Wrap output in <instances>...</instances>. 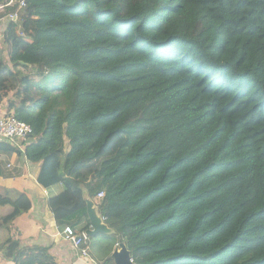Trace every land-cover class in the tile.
<instances>
[{
  "label": "trees",
  "instance_id": "16d2710c",
  "mask_svg": "<svg viewBox=\"0 0 264 264\" xmlns=\"http://www.w3.org/2000/svg\"><path fill=\"white\" fill-rule=\"evenodd\" d=\"M0 32V115L32 128L0 151L63 187L59 225L87 192L135 264H264V0H27Z\"/></svg>",
  "mask_w": 264,
  "mask_h": 264
},
{
  "label": "crops",
  "instance_id": "0c3cea01",
  "mask_svg": "<svg viewBox=\"0 0 264 264\" xmlns=\"http://www.w3.org/2000/svg\"><path fill=\"white\" fill-rule=\"evenodd\" d=\"M20 150L24 151L23 144ZM39 172L40 166L30 163L25 156L0 151V225L4 227L0 264H15L5 257L1 248V243L9 237L17 238L24 248L48 249L56 264H104L115 246L107 241L100 244L102 254L99 247L93 250L89 240V257L74 248L64 237L65 226L57 223L52 211L51 202L62 194L63 187L44 188L38 183ZM109 246L110 252L105 256Z\"/></svg>",
  "mask_w": 264,
  "mask_h": 264
},
{
  "label": "built area",
  "instance_id": "2783aa9c",
  "mask_svg": "<svg viewBox=\"0 0 264 264\" xmlns=\"http://www.w3.org/2000/svg\"><path fill=\"white\" fill-rule=\"evenodd\" d=\"M16 5L19 6V8L25 9L27 7V0H5V3L0 5V10ZM10 17L14 20H18L19 15L18 13H14ZM30 134H32V128L28 124L19 121L13 115H0L1 143L20 148L22 142L26 141L27 136ZM103 197L104 193L98 195L99 199ZM63 233L65 239L69 241L74 248L80 250L84 257H89V249L87 247L89 237L86 233L79 234L70 226H66Z\"/></svg>",
  "mask_w": 264,
  "mask_h": 264
},
{
  "label": "water",
  "instance_id": "95a60500",
  "mask_svg": "<svg viewBox=\"0 0 264 264\" xmlns=\"http://www.w3.org/2000/svg\"><path fill=\"white\" fill-rule=\"evenodd\" d=\"M83 199L87 205V215L90 221V228L86 231V235L89 238L113 235V229L104 222L103 217L99 213L98 207L89 197L87 192L84 193ZM111 257L114 260V264H135L132 258V253L128 250V247L123 240L118 241Z\"/></svg>",
  "mask_w": 264,
  "mask_h": 264
},
{
  "label": "rangeland",
  "instance_id": "374dc122",
  "mask_svg": "<svg viewBox=\"0 0 264 264\" xmlns=\"http://www.w3.org/2000/svg\"><path fill=\"white\" fill-rule=\"evenodd\" d=\"M2 43H3V42H2V38H1V32H0V46H1V47L3 46ZM0 113H2V112H0ZM22 144H23V142H22ZM23 146H24V144H23ZM21 147H22V146H20V148H21ZM99 237H101V238H99ZM89 240H90V243H91V247H92V245H93V250L95 251V249H94L95 246H96V247H99V248H100V251L102 252V254H103V250L101 249V246L104 245L105 241H107V242H111V243H112V240H109V239H107V238L104 237V236H97V237H94V238H90ZM100 244H101V246H99ZM109 245H110V244H109ZM110 249H111V248H110V246H109V248H108L107 251L105 252V256L109 254Z\"/></svg>",
  "mask_w": 264,
  "mask_h": 264
}]
</instances>
